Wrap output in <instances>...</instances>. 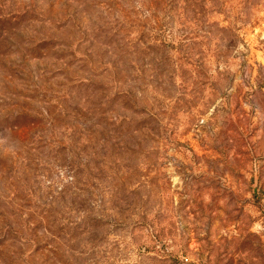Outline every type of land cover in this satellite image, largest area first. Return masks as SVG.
<instances>
[{
	"label": "rangeland",
	"instance_id": "obj_1",
	"mask_svg": "<svg viewBox=\"0 0 264 264\" xmlns=\"http://www.w3.org/2000/svg\"><path fill=\"white\" fill-rule=\"evenodd\" d=\"M0 264H264V0H0Z\"/></svg>",
	"mask_w": 264,
	"mask_h": 264
}]
</instances>
